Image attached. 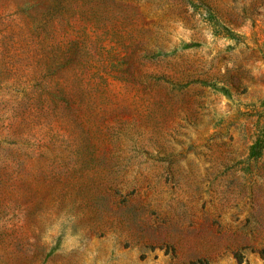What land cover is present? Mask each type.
Returning <instances> with one entry per match:
<instances>
[{"label":"rangeland","instance_id":"obj_1","mask_svg":"<svg viewBox=\"0 0 264 264\" xmlns=\"http://www.w3.org/2000/svg\"><path fill=\"white\" fill-rule=\"evenodd\" d=\"M0 264H264V0H0Z\"/></svg>","mask_w":264,"mask_h":264},{"label":"trees","instance_id":"obj_2","mask_svg":"<svg viewBox=\"0 0 264 264\" xmlns=\"http://www.w3.org/2000/svg\"><path fill=\"white\" fill-rule=\"evenodd\" d=\"M262 154L263 147H260V145L256 144L251 148L249 159H259L260 157H262Z\"/></svg>","mask_w":264,"mask_h":264}]
</instances>
